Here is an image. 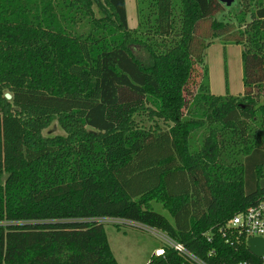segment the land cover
Instances as JSON below:
<instances>
[{"label":"trees","instance_id":"16d2710c","mask_svg":"<svg viewBox=\"0 0 264 264\" xmlns=\"http://www.w3.org/2000/svg\"><path fill=\"white\" fill-rule=\"evenodd\" d=\"M134 3L131 29L125 0H0V264H117L105 218L251 258L225 227L264 197V0ZM215 39L241 46L240 96L210 92ZM163 250L146 264H190Z\"/></svg>","mask_w":264,"mask_h":264},{"label":"rangeland","instance_id":"374dc122","mask_svg":"<svg viewBox=\"0 0 264 264\" xmlns=\"http://www.w3.org/2000/svg\"><path fill=\"white\" fill-rule=\"evenodd\" d=\"M125 5L128 26L134 29L137 26L134 0H125ZM236 10L237 7L222 11L216 15V19L223 22L231 20L232 12ZM130 49L143 65L150 64V59L142 48L132 46ZM204 65L208 68L210 92L213 95L240 96L242 94L241 46L223 44L219 39L213 40L212 45L205 51ZM138 120L149 124L144 116L139 117ZM61 134L63 133L56 122H53L44 131L46 136ZM154 210L171 220L161 205L155 204ZM101 222L104 223L107 240L117 264H146L156 249L166 246L165 242L158 239L143 226L121 224L117 227L115 223Z\"/></svg>","mask_w":264,"mask_h":264},{"label":"built area","instance_id":"2783aa9c","mask_svg":"<svg viewBox=\"0 0 264 264\" xmlns=\"http://www.w3.org/2000/svg\"><path fill=\"white\" fill-rule=\"evenodd\" d=\"M1 163L2 155L0 152V179H1ZM100 221L110 222L115 224H136L138 226H143L137 223H132L128 221L118 220V219H101ZM1 225V224H0ZM150 233L154 234L158 239L166 243V247L177 252L181 257H183L190 264H207L192 252H190L185 246L176 242L175 240L168 237L166 234L159 230L143 226ZM225 230L234 231L238 236H244L246 239L247 252L250 255V259L241 260L233 264H264V252L261 256L257 257L248 251V241L251 238H259L264 241V197L258 200L255 204L251 205L244 211H241L234 215L227 223ZM163 248L156 249L154 252L155 256H163Z\"/></svg>","mask_w":264,"mask_h":264},{"label":"water","instance_id":"95a60500","mask_svg":"<svg viewBox=\"0 0 264 264\" xmlns=\"http://www.w3.org/2000/svg\"><path fill=\"white\" fill-rule=\"evenodd\" d=\"M220 3L224 4L227 8L234 4L235 0H218ZM7 100L11 99L10 94H5ZM248 251L253 255L259 257L264 252V241L259 238H251L248 241Z\"/></svg>","mask_w":264,"mask_h":264}]
</instances>
